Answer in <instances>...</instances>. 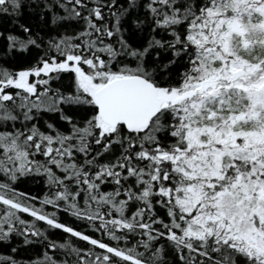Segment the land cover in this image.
<instances>
[{"label":"snow or ice","instance_id":"obj_1","mask_svg":"<svg viewBox=\"0 0 264 264\" xmlns=\"http://www.w3.org/2000/svg\"><path fill=\"white\" fill-rule=\"evenodd\" d=\"M0 264H264V0H0Z\"/></svg>","mask_w":264,"mask_h":264},{"label":"trees","instance_id":"obj_2","mask_svg":"<svg viewBox=\"0 0 264 264\" xmlns=\"http://www.w3.org/2000/svg\"><path fill=\"white\" fill-rule=\"evenodd\" d=\"M30 187H32V186L30 185ZM36 191H38V189L33 187V192H36Z\"/></svg>","mask_w":264,"mask_h":264}]
</instances>
